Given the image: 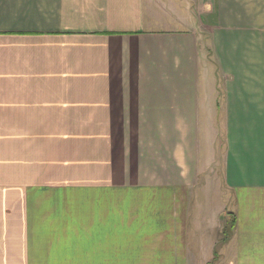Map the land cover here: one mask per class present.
I'll return each mask as SVG.
<instances>
[{
    "label": "crops",
    "instance_id": "1",
    "mask_svg": "<svg viewBox=\"0 0 264 264\" xmlns=\"http://www.w3.org/2000/svg\"><path fill=\"white\" fill-rule=\"evenodd\" d=\"M227 211L264 264V0H0V264H208Z\"/></svg>",
    "mask_w": 264,
    "mask_h": 264
},
{
    "label": "rangeland",
    "instance_id": "2",
    "mask_svg": "<svg viewBox=\"0 0 264 264\" xmlns=\"http://www.w3.org/2000/svg\"><path fill=\"white\" fill-rule=\"evenodd\" d=\"M207 36L208 41L206 44L210 45L209 42V33L205 34ZM208 63L209 67V74L207 75V82L209 84L221 83L225 80V75L220 72L219 69L212 63ZM223 102V101H221ZM222 104V103H221ZM211 109H214V106H211ZM222 114V113H221ZM223 115V114H222ZM210 117V116H209ZM206 128V129H205ZM203 134L207 135L208 145L203 147V155L201 156L202 162L205 160V153L208 151V168H207V175L203 174L202 177H206L209 180V187L212 189V192L216 194L215 198L222 199L223 202L221 203V210L225 208L226 199L229 196L228 191L226 188L223 187L222 180H223V172L225 168V152H226V122L224 115L222 116V121L215 122V121H208L204 123ZM202 169V167H201ZM206 175V176H205ZM217 192V193H216ZM232 224H233V213L227 211L225 215V222H224V231L220 235V243L217 244V247L214 249V256L209 260L208 264H214L215 259L217 258L218 254L222 249V245L227 243L231 240L232 237ZM214 258V259H213Z\"/></svg>",
    "mask_w": 264,
    "mask_h": 264
}]
</instances>
